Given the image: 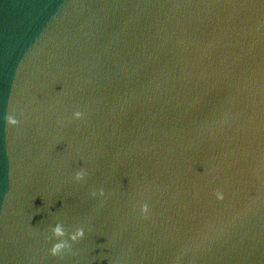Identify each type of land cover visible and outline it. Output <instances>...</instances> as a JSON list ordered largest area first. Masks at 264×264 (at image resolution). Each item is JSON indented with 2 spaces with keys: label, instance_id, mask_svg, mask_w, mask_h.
<instances>
[{
  "label": "water",
  "instance_id": "1",
  "mask_svg": "<svg viewBox=\"0 0 264 264\" xmlns=\"http://www.w3.org/2000/svg\"><path fill=\"white\" fill-rule=\"evenodd\" d=\"M0 264H264V0H0Z\"/></svg>",
  "mask_w": 264,
  "mask_h": 264
},
{
  "label": "clouds",
  "instance_id": "2",
  "mask_svg": "<svg viewBox=\"0 0 264 264\" xmlns=\"http://www.w3.org/2000/svg\"><path fill=\"white\" fill-rule=\"evenodd\" d=\"M74 116H75V118L80 119V118H82L83 114L81 112H76V113H74ZM6 121H7V124L10 125V126H15V125H17L19 123L16 118H14V117H12L10 115H8L6 117ZM85 175H86V173L83 170H81V171L76 173L75 179L77 181L83 180ZM99 194L101 196H103V194H104L103 193V189L100 190ZM93 195H96V193H93ZM217 199L222 200L223 199V195L221 193H217ZM141 211L143 213H147L148 212V205L147 204L142 205ZM52 233L57 238H62L65 235V232H64L63 228L59 224H57L52 229ZM83 236H84V229L81 227V228L76 230L75 234L70 236V240L72 242H76V241L82 239ZM71 248H72V245L68 241L63 240V239H59V242L55 243L52 246L50 252H51L52 256H60L65 250L71 251Z\"/></svg>",
  "mask_w": 264,
  "mask_h": 264
}]
</instances>
